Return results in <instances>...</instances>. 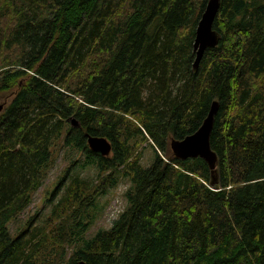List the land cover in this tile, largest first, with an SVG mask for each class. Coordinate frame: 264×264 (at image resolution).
<instances>
[{"label":"trees","instance_id":"1","mask_svg":"<svg viewBox=\"0 0 264 264\" xmlns=\"http://www.w3.org/2000/svg\"><path fill=\"white\" fill-rule=\"evenodd\" d=\"M207 2L0 0V264H264V0H221L219 43L195 69ZM214 100L215 171L170 148ZM60 140L97 166L98 184L72 176L42 224L12 235ZM125 178V209L87 237L98 199Z\"/></svg>","mask_w":264,"mask_h":264},{"label":"rangeland","instance_id":"2","mask_svg":"<svg viewBox=\"0 0 264 264\" xmlns=\"http://www.w3.org/2000/svg\"><path fill=\"white\" fill-rule=\"evenodd\" d=\"M5 95L6 94L0 96V101H3L1 97ZM55 150L57 151V157L54 158V162L42 186L35 192L33 201L24 212L9 224L12 235L23 228L28 219L32 216H36L37 218L36 225L42 224L43 219L51 213L52 208L63 194L64 184H67L72 176L79 175L82 178L94 181V185L98 184L99 180L96 178L98 168L95 164L88 163L84 154L76 150H68L66 146L62 144V140L56 143ZM154 150L151 143L142 146L141 161L143 165L148 166L151 164L155 155ZM73 162H75V164L70 170L71 175H68L67 180H65L61 187L57 186L59 179L62 175L66 174L67 169L70 168ZM130 185L131 181L129 178L122 179L117 187L113 189L110 188L105 195L98 199L95 219L87 233V237H91L99 229L109 228L114 220L123 212L127 205L125 194ZM54 188L58 190L57 195H53L52 193Z\"/></svg>","mask_w":264,"mask_h":264},{"label":"water","instance_id":"3","mask_svg":"<svg viewBox=\"0 0 264 264\" xmlns=\"http://www.w3.org/2000/svg\"><path fill=\"white\" fill-rule=\"evenodd\" d=\"M221 0H208L207 5L198 21L195 30L193 49L196 54L194 68L197 69L204 57L206 50L215 47L219 43L220 33L214 28V22L219 14ZM0 115L5 110L9 95L1 97ZM219 110L218 101L211 104L210 110L204 119L202 125L192 134L183 139H170V148L172 155L178 159L202 158L209 167L215 171L218 162V154L212 148L211 135L215 124L216 114ZM69 121L72 126H80V122L74 117ZM87 135L88 145L92 151L99 152L104 156H109L112 152L111 141L104 136ZM215 182V181H214ZM81 264H84L81 262Z\"/></svg>","mask_w":264,"mask_h":264},{"label":"bare ground","instance_id":"4","mask_svg":"<svg viewBox=\"0 0 264 264\" xmlns=\"http://www.w3.org/2000/svg\"><path fill=\"white\" fill-rule=\"evenodd\" d=\"M214 101H215V100H214ZM214 101H213V102H214ZM213 102H212V103H213Z\"/></svg>","mask_w":264,"mask_h":264}]
</instances>
